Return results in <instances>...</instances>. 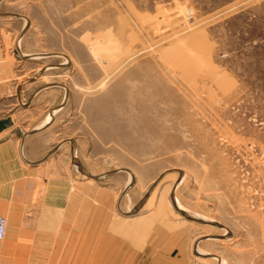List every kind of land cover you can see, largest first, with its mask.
<instances>
[{
    "label": "rangeland",
    "instance_id": "rangeland-1",
    "mask_svg": "<svg viewBox=\"0 0 264 264\" xmlns=\"http://www.w3.org/2000/svg\"><path fill=\"white\" fill-rule=\"evenodd\" d=\"M30 1L58 55L41 80L62 87L79 179L112 220L175 221L216 263L264 264V0Z\"/></svg>",
    "mask_w": 264,
    "mask_h": 264
},
{
    "label": "crops",
    "instance_id": "crops-1",
    "mask_svg": "<svg viewBox=\"0 0 264 264\" xmlns=\"http://www.w3.org/2000/svg\"><path fill=\"white\" fill-rule=\"evenodd\" d=\"M26 2L0 0V214L8 221L0 264H219L210 238L191 243L175 221L112 220L94 183L79 179L89 167L77 124L59 107L62 87L41 80L46 59L58 55L39 49L41 23L31 13L39 6L28 0L31 11H22Z\"/></svg>",
    "mask_w": 264,
    "mask_h": 264
},
{
    "label": "built area",
    "instance_id": "built-area-1",
    "mask_svg": "<svg viewBox=\"0 0 264 264\" xmlns=\"http://www.w3.org/2000/svg\"><path fill=\"white\" fill-rule=\"evenodd\" d=\"M8 221L5 215L0 214V239H4L7 234Z\"/></svg>",
    "mask_w": 264,
    "mask_h": 264
},
{
    "label": "bare ground",
    "instance_id": "bare-ground-1",
    "mask_svg": "<svg viewBox=\"0 0 264 264\" xmlns=\"http://www.w3.org/2000/svg\"><path fill=\"white\" fill-rule=\"evenodd\" d=\"M76 160V159H75ZM79 163V162H78ZM79 165L82 167L83 165L81 164V163H79ZM176 201V200H175ZM176 205H179V206H181V204H179V203H176ZM134 207H132L131 209H133ZM178 209V211H180L181 209H179V208H177ZM129 211V210H128ZM133 210H130L129 212H132ZM184 211H187L188 213H190V215H193V216H196V217H199V214L200 213H197V212H191V211H189V210H187V209H185ZM184 211L183 210H181L180 212L182 213H184ZM186 213V212H185ZM187 213V214H188ZM186 216V215H185ZM193 216H191V218L193 219V220H198V221H202V222H211V223H214V221H211V220H203V219H199V218H195V217H193ZM200 218H202V216H200ZM213 220V219H212ZM202 249V248H201ZM203 252V251H202ZM206 254V253H205ZM211 256V255H210Z\"/></svg>",
    "mask_w": 264,
    "mask_h": 264
},
{
    "label": "water",
    "instance_id": "water-1",
    "mask_svg": "<svg viewBox=\"0 0 264 264\" xmlns=\"http://www.w3.org/2000/svg\"><path fill=\"white\" fill-rule=\"evenodd\" d=\"M91 177H93V178H96V179H100V178H102V176H100V175H93V174H90V173H88ZM181 211V210H180ZM183 213V212H182ZM184 215H186L187 217H190L191 218V215L190 214H187V213H183Z\"/></svg>",
    "mask_w": 264,
    "mask_h": 264
}]
</instances>
